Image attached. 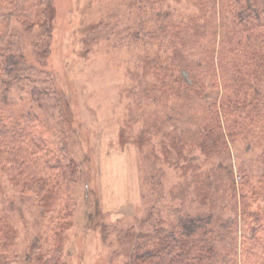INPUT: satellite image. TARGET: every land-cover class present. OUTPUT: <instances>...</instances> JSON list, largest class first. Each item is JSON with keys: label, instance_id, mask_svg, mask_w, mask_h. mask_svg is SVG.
I'll list each match as a JSON object with an SVG mask.
<instances>
[{"label": "trees", "instance_id": "16d2710c", "mask_svg": "<svg viewBox=\"0 0 264 264\" xmlns=\"http://www.w3.org/2000/svg\"><path fill=\"white\" fill-rule=\"evenodd\" d=\"M131 4L138 21L124 27V38L127 46L143 49L135 66L143 75L137 72L135 80L149 76L151 88L133 94V122L125 127L139 125L141 144L156 137L162 150L169 142L198 151L190 165L202 164L190 171V185L203 211L179 207L159 215L152 231L132 239L125 264H264V0ZM178 4L190 11H178ZM55 9L54 0H0V195L8 183L50 223L46 243L54 245L43 264H60L57 243L72 222V190L79 179H89L91 165L86 170L83 164L95 160L73 84L64 82L56 94L48 91L13 33V23L29 34L39 29L43 40L35 46L43 48L39 57L45 60ZM118 15L107 13L87 27L79 39L82 59L91 53L86 45L119 23ZM53 112L59 116L54 129L42 120ZM70 133L78 135L81 167L69 154ZM9 211L0 201L4 262L14 258L17 239ZM148 215L145 222L153 214Z\"/></svg>", "mask_w": 264, "mask_h": 264}, {"label": "rangeland", "instance_id": "374dc122", "mask_svg": "<svg viewBox=\"0 0 264 264\" xmlns=\"http://www.w3.org/2000/svg\"><path fill=\"white\" fill-rule=\"evenodd\" d=\"M132 1L54 0V36L45 60L39 57L43 48L35 46L41 40L39 29L29 34L16 23L12 25L26 62L36 68L37 78L45 81L48 91L56 94L64 82L73 84L70 89L81 99L89 147L92 144L95 148V160L83 164L86 170L91 165L89 179L85 184L79 179L72 190V222L57 243L60 264H125L132 239L138 233L152 231L159 215L165 217L169 210L179 207L203 211L190 185V171L200 163L198 160L192 166L190 159L198 151L169 142L162 150V141L156 137L141 144L137 140L141 137L139 125L125 127L126 121L133 122L131 109L137 104L133 94L143 95L146 85L151 88L149 76L135 80L137 72L143 75L141 68L135 69L143 49L127 46L124 38V27H133V22L138 21ZM175 7L182 13L190 11L183 4ZM111 12H119V23L110 33L101 34L95 44L86 45L91 53L82 59L79 39L88 26ZM182 77L188 78L186 71H182ZM55 94L51 95L52 102ZM58 117L55 112L42 114L45 126L52 129L58 127ZM65 137L69 154L81 167L84 156L78 135L70 133ZM177 156L178 164L171 167L169 164L175 163ZM211 198L221 201L216 196ZM0 201L10 207L8 215L17 235L14 258L8 262L0 258V264H43L49 256L48 249L54 245V240L46 243L50 223L38 215L37 209L24 204L17 189L8 183L3 184ZM149 213L153 215L145 222Z\"/></svg>", "mask_w": 264, "mask_h": 264}]
</instances>
